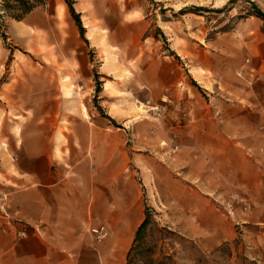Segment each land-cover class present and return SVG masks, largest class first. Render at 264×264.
<instances>
[{"label":"rangeland","instance_id":"obj_1","mask_svg":"<svg viewBox=\"0 0 264 264\" xmlns=\"http://www.w3.org/2000/svg\"><path fill=\"white\" fill-rule=\"evenodd\" d=\"M252 3L264 11V0H44L18 21L0 0L10 109H35L36 121L102 116L124 133L150 210L133 264H264V193L213 192L231 171L184 143L199 105L188 84L209 100L214 85L224 93L264 53ZM155 164V173L146 167ZM183 182L195 188L193 207Z\"/></svg>","mask_w":264,"mask_h":264},{"label":"crops","instance_id":"obj_2","mask_svg":"<svg viewBox=\"0 0 264 264\" xmlns=\"http://www.w3.org/2000/svg\"><path fill=\"white\" fill-rule=\"evenodd\" d=\"M188 87L199 105L185 146L233 179L225 174L213 192L231 186L264 193V53L247 65L244 79L225 83L224 93L214 85L209 100ZM12 99L1 86L0 264H128L146 206L124 133L82 113L71 122L36 121L35 109H10ZM247 130H258L256 137H246ZM155 166L146 167L155 173ZM194 192L183 182L187 208ZM202 203L201 218L209 220L210 201ZM99 226L107 230L100 242L92 233Z\"/></svg>","mask_w":264,"mask_h":264},{"label":"trees","instance_id":"obj_3","mask_svg":"<svg viewBox=\"0 0 264 264\" xmlns=\"http://www.w3.org/2000/svg\"><path fill=\"white\" fill-rule=\"evenodd\" d=\"M3 1V8L6 13H8L12 18L21 21L25 18L26 15H28L30 12H32L38 5H42L44 3V0H2ZM254 6V12L250 15H256L260 19L264 21V11L256 4L252 3ZM70 9H72V14L77 17L75 14V11L73 9V6L71 3H69ZM78 24L81 28V32H84V28L81 25V21L78 20ZM264 32V27H263ZM150 210L146 209L145 214V220L138 228L134 242L132 244V247L129 251L128 255V264H133L135 258L137 255L141 254V246L144 242V234L146 232V229L148 224L150 223ZM152 260V258H150ZM256 264V263H254Z\"/></svg>","mask_w":264,"mask_h":264},{"label":"built area","instance_id":"obj_4","mask_svg":"<svg viewBox=\"0 0 264 264\" xmlns=\"http://www.w3.org/2000/svg\"><path fill=\"white\" fill-rule=\"evenodd\" d=\"M92 233L94 235V238L96 241L100 242L102 240H104L107 236V230L104 226H99L98 228H93L92 229ZM26 231L23 230L21 233H20V237H25L26 236Z\"/></svg>","mask_w":264,"mask_h":264}]
</instances>
